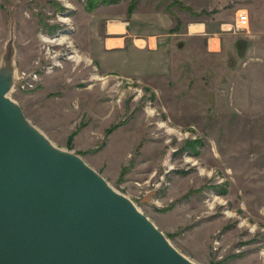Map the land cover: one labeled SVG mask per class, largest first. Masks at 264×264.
<instances>
[{
	"label": "rangeland",
	"instance_id": "1",
	"mask_svg": "<svg viewBox=\"0 0 264 264\" xmlns=\"http://www.w3.org/2000/svg\"><path fill=\"white\" fill-rule=\"evenodd\" d=\"M5 58L29 123L179 253L264 264V0H0Z\"/></svg>",
	"mask_w": 264,
	"mask_h": 264
},
{
	"label": "water",
	"instance_id": "2",
	"mask_svg": "<svg viewBox=\"0 0 264 264\" xmlns=\"http://www.w3.org/2000/svg\"><path fill=\"white\" fill-rule=\"evenodd\" d=\"M0 69V264H194L79 156L60 152Z\"/></svg>",
	"mask_w": 264,
	"mask_h": 264
},
{
	"label": "crops",
	"instance_id": "3",
	"mask_svg": "<svg viewBox=\"0 0 264 264\" xmlns=\"http://www.w3.org/2000/svg\"><path fill=\"white\" fill-rule=\"evenodd\" d=\"M122 24H124V23H122ZM130 29V31H132V29L131 28H129ZM107 31L109 32L110 30L108 29V26H107ZM120 33H122V34H125L126 33V30H125V28L123 29V30H120L119 31ZM125 38V36H123V37H116V39H118V40H121V43L123 44V40L122 39H124ZM154 39V40H153ZM109 38L108 39H106V41H105V45L103 46V47H101L102 48V51L104 52V53H107L108 51H111L110 49V47L112 46V44L111 45H109ZM138 40H141V41H144L145 43H147L146 42V40L148 41V43H147V45H148V49L150 50V51H155L156 50V39L154 38V36H149L146 40H143V39H138ZM115 45H119V44H115ZM136 45V47H139V48H141V47H144V45L143 46H138L137 44H135ZM119 47H123V45H121V46H119ZM112 51H115V52H117L118 54H122V53H124L125 52V49L124 50H112Z\"/></svg>",
	"mask_w": 264,
	"mask_h": 264
},
{
	"label": "built area",
	"instance_id": "4",
	"mask_svg": "<svg viewBox=\"0 0 264 264\" xmlns=\"http://www.w3.org/2000/svg\"><path fill=\"white\" fill-rule=\"evenodd\" d=\"M235 28L240 31H247L249 27V16L246 10H237L235 13ZM36 77L37 74H33Z\"/></svg>",
	"mask_w": 264,
	"mask_h": 264
},
{
	"label": "bare ground",
	"instance_id": "5",
	"mask_svg": "<svg viewBox=\"0 0 264 264\" xmlns=\"http://www.w3.org/2000/svg\"><path fill=\"white\" fill-rule=\"evenodd\" d=\"M68 5V4H67ZM60 20H62V21H65L66 22V18H60ZM41 39H42V41L43 42H46V43H56V44H61V43H63V42H65V38L62 36V37H59V38H50V37H47V36H42L41 37ZM70 58H72L73 60H75V61H78L79 60V58H80V56H79V54H75V55H73V56H70ZM52 144V143H51ZM53 145V144H52ZM54 146V145H53ZM55 149H57V147L55 148ZM58 151H60V152H68V151H66V150H64V149H57Z\"/></svg>",
	"mask_w": 264,
	"mask_h": 264
}]
</instances>
